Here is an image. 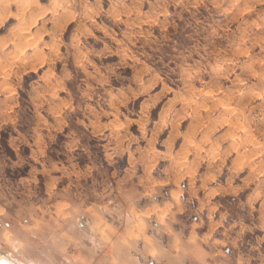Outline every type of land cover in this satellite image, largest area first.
<instances>
[{
    "label": "rangeland",
    "instance_id": "rangeland-1",
    "mask_svg": "<svg viewBox=\"0 0 264 264\" xmlns=\"http://www.w3.org/2000/svg\"><path fill=\"white\" fill-rule=\"evenodd\" d=\"M0 251L264 264V0H0Z\"/></svg>",
    "mask_w": 264,
    "mask_h": 264
},
{
    "label": "bare ground",
    "instance_id": "bare-ground-1",
    "mask_svg": "<svg viewBox=\"0 0 264 264\" xmlns=\"http://www.w3.org/2000/svg\"><path fill=\"white\" fill-rule=\"evenodd\" d=\"M225 108V107H224ZM8 237V236H7ZM7 239V238H6ZM16 242V241H15ZM14 247H18L16 245H14ZM22 249V248H20ZM29 262H32V261H29ZM28 261H23L22 262H19L17 260H14L11 255L5 253V252H1L0 251V264H28L29 263ZM33 263V262H32ZM35 264V263H34Z\"/></svg>",
    "mask_w": 264,
    "mask_h": 264
},
{
    "label": "crops",
    "instance_id": "crops-1",
    "mask_svg": "<svg viewBox=\"0 0 264 264\" xmlns=\"http://www.w3.org/2000/svg\"><path fill=\"white\" fill-rule=\"evenodd\" d=\"M24 33H27V30H23ZM208 259V253L205 254H200L198 257L195 259L198 261V264H204Z\"/></svg>",
    "mask_w": 264,
    "mask_h": 264
}]
</instances>
